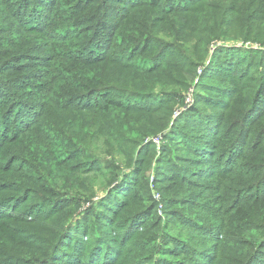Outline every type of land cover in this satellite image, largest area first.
I'll return each instance as SVG.
<instances>
[{
    "label": "rangeland",
    "instance_id": "374dc122",
    "mask_svg": "<svg viewBox=\"0 0 264 264\" xmlns=\"http://www.w3.org/2000/svg\"><path fill=\"white\" fill-rule=\"evenodd\" d=\"M85 1L0 0V264H264V164L260 162L264 151L254 163L251 153L239 158L246 145L228 144L231 132L240 131L230 132L227 126L230 140L224 150L199 160L179 157L189 155L182 140L190 144L192 154L205 145L194 144L195 137H209L210 132L215 133L209 139L213 150L224 146L213 140L231 101L255 109L252 97H245L252 82L230 83L240 73L228 71L217 82L203 77L210 68L224 72L240 58L264 52V0H90L84 5ZM78 4L82 10L76 8ZM100 14L103 19L115 15L113 19L120 21V29L107 36L109 54L129 56L131 65L143 69L151 78L148 82H153L141 91V97L151 99H140L137 105L158 113L144 121L137 117L152 130L141 129L134 140L125 130L109 138L99 125L86 126L83 132L76 113L72 114L76 121L66 114L54 121L50 98L62 99L67 81L73 84L72 91L77 90L72 74L90 64L81 36L88 30L86 36H91L102 21ZM128 35L136 36L137 42L125 41ZM221 47L227 48L226 54L219 53ZM184 58H190V66ZM168 62H178L180 72L177 81L170 80L171 86L154 80L158 72H171ZM86 75L92 76L90 65ZM86 91L68 94L58 108L76 111L83 105L75 102L77 95ZM201 97L207 104L190 116ZM46 109L53 117L45 115ZM110 114L95 115L91 122L107 119L111 124ZM170 136L173 148L165 154L163 143ZM89 140H97L96 145ZM150 144L155 146L154 157ZM258 148L253 141L249 151ZM173 151L175 162L190 163V168L183 176L159 179V166L175 157ZM151 157V165L145 166ZM141 170L142 181H135ZM204 175L216 180L210 184ZM168 181L189 193V188L194 189L197 197L175 207L160 204L158 213H153V198L162 200L153 184L167 198L188 197L174 185L164 186ZM131 189H137L136 197ZM104 204L113 210L125 208L119 215L123 233L118 241L139 247L138 255L133 251L128 259L120 252L119 257H110L119 247L113 250L107 233L91 220ZM139 217L148 233L146 225L132 230ZM83 219L92 221L93 228L81 242L78 229ZM170 233L183 237L190 253L163 262L169 252L163 236Z\"/></svg>",
    "mask_w": 264,
    "mask_h": 264
},
{
    "label": "trees",
    "instance_id": "16d2710c",
    "mask_svg": "<svg viewBox=\"0 0 264 264\" xmlns=\"http://www.w3.org/2000/svg\"><path fill=\"white\" fill-rule=\"evenodd\" d=\"M168 3H170V0H168ZM86 4L89 5L90 0H86L84 2V5ZM76 8L80 10L83 9V7L80 4H78ZM99 17L100 20L102 21H98L95 27H93V29L91 30V36H86L89 30L83 32V35L81 36L84 37V41H83L84 52H87L86 56H87V60L90 61V64L88 65L83 64L80 59L75 57V54L70 55L73 59L85 65V66H81L80 73L72 74V77L78 81L76 82L77 90L72 91L71 88L73 87V84L67 81L64 88L62 89L67 94H64L62 99L60 97H57V95H55V97L50 98V103L53 105V107H55L56 110V118L54 119V121L57 120L60 115H65V114L68 116V118L74 119L72 118V114L76 113L80 117L79 118L81 121L80 129L83 132L85 131L86 126H89V129H91L92 126L99 125L100 132L102 134L107 135L109 138H114L113 136L115 135V131L117 132V131L125 130L127 131V133L132 134L131 139L134 140L137 134L141 135L140 134L141 129L149 130V131L152 130V126H150L149 124L147 125L141 123L140 121L138 122L136 120L138 119L137 117L140 116V119L143 120L148 116L154 115V113H158L153 110L141 109V107L137 105L138 100L140 99L141 100L151 99V97H147V98L141 97L143 96L141 95V91L149 83H153V82H148V79L151 78H146L147 73L144 72L143 69L131 65L129 61L130 58L129 56L122 55L115 57L114 53L109 54L112 51V49L109 48L110 42L108 41L107 36H113L115 30L118 31L120 29V25L118 24V22L120 21L117 19L115 20L113 19V17L116 18L115 15L114 16L109 15L108 18L103 19V15L100 14ZM124 40L127 42L130 40L136 43L137 42L136 40H138V38L136 36L130 38V35H128L124 37ZM218 51L221 55H223L226 54L227 48L221 47L218 48ZM182 59L183 57L180 60ZM235 59L236 58L234 57L232 60ZM183 61L187 63L189 66L191 65L189 62L190 58H184ZM178 62H168L167 65L168 68L171 67V72H168L169 75L167 74V72L164 71L158 72L157 77L154 79L155 82H158L156 80L160 81L162 79L163 82L167 84V86H171L172 85V83H170L171 79H172L171 81L174 80L177 81L176 75L180 73L177 65ZM228 64L229 63L227 62V65ZM89 65L92 67V76L90 78H88L86 75V68H88ZM228 71L232 73L233 72L240 73V76L235 81L233 80L230 81L231 85H235L236 83L244 80H249V82L250 81L252 82V86L245 94V97H252L253 104H256L255 109L252 110L251 104L235 103L231 101V104L228 105V110L226 111V116L224 118L225 120L223 121V124L220 127L219 132L216 134L217 138L216 140L215 139L213 140V141L221 142L222 144H224V146H221V144H219V147L213 150L212 143L214 142H211L209 139H211L210 137H214L215 133L210 132L208 134L209 137L205 134L203 136L195 137L194 139L195 141L193 142L194 144H199L200 142H204L205 145L202 150L194 151L192 154H190V144L182 140L183 141L182 145L187 147V149H185L184 152L189 155L188 156L183 155L179 157L189 160H199L200 158L207 156L209 153H213L219 150H224L226 143L229 142L230 140L228 137H226L225 134L227 133V126L229 127L228 131L230 132L233 130L237 131L238 129L240 131L238 135H236L234 132H231L230 137L232 142L228 144H230L231 146L246 145V147L242 150L239 158L240 157L242 158L248 153H251L252 155L251 157L253 159L252 161L254 163L257 155H259L258 156L259 158L261 157V153H263L264 151V52L252 53L250 57H246L243 59L240 58L239 63L234 64L233 66H231V68H227V70H225L224 72H222L221 69L210 68L209 70H207V72L205 71L206 73L203 78L207 79L208 81L210 80V82H217V80L219 79L218 77L219 76L223 77L227 75ZM252 71L254 72L251 73ZM223 73L226 74L224 75ZM83 76H85L87 79H85ZM85 81H87V83H85ZM91 85L93 86L89 87ZM83 88L88 91L78 94L75 100L76 103L83 104L81 107H77L76 111L72 110L73 108H68V107L58 108L59 106L57 105L58 103L63 104L62 101L64 99H67L70 96L72 97L80 89ZM214 88L221 90L223 89L218 85H215ZM215 100H219V99H215ZM206 104L207 102L204 100V98L202 97L199 98L196 106L189 113L190 116L197 115L200 105H206ZM48 107H50V104L48 105ZM1 108L2 107L0 106V109ZM48 110L49 109L45 110V115L48 117L49 116L53 117V115L48 114ZM235 111H237L236 115H235ZM110 113L113 114L112 116L113 123L111 124L107 122V119H105L104 121L97 120L95 122H91V118L95 115L108 116L111 115ZM229 116H231L233 119L231 120L230 118H228ZM235 117L237 118L235 119ZM74 120L76 121V119ZM177 126L176 128H178ZM190 126L193 130L198 129L195 125L190 124ZM129 130L132 131L129 132ZM162 131H164V129ZM91 134L92 136L95 135L92 132V130H91ZM116 136L118 137L117 140L121 142L120 139L121 135L118 134ZM183 138L188 139V137H183ZM90 140L88 141V143L91 142L92 144L96 145L97 140L95 141H90ZM172 140H174L173 136H170L169 138L167 137L165 138V142L163 143V147H162V150L165 154H171V152L167 149L173 148L171 147L173 146ZM253 141H254V146L257 144V147L260 148L256 149L253 152H250L249 149L252 147ZM154 147L155 146L152 144H150L149 146L150 148L149 153L152 157H154ZM172 154L175 157H171L170 160H164L161 162L159 166L160 167L159 170L160 172L158 176L159 179H163V178L167 179L169 174H177L179 176H183L186 173V170L190 168L189 166L190 163L182 164L180 161L175 162L174 158H176V151H173ZM152 157L146 161L145 166L149 167L151 165ZM258 157L257 159H259ZM91 161H93V159H91ZM260 162L264 164V156L260 158ZM95 165L96 164H93V166ZM202 178L207 182H209L210 184H212L216 180V177L208 176V175H204L202 176ZM142 179H143V170L139 172V175L136 176L134 180L142 181ZM123 184L124 183H121L119 185H123ZM137 185H139V183ZM153 185L159 192L162 193L161 194L162 200L157 201L153 198L154 207L152 210L154 211L152 212L156 214L158 213L157 210L160 204H163L164 208L169 207L168 205H173V207H175L176 205H181V202L184 200H190L192 198L197 197V193L195 192L194 189L188 187L191 190V193H189L185 190V188L178 186L173 181H168L166 184H164V186L174 185L175 188L178 189L179 191L178 193L183 195H188V197L167 198L166 196H164V191L158 188L155 184ZM128 189H121L118 191L127 192ZM131 191H133L132 197H136L138 193L137 189L135 190L131 189ZM127 193L122 192L121 194L126 195ZM152 197H154L153 194ZM205 198L207 197L205 196ZM97 209L98 208H96L94 218H91V220L94 221V224L96 226L102 227L103 231L107 233L108 238L112 240L110 244L113 250H115L117 246L119 247L118 250L111 253L110 257H116V256L119 257L118 253L120 252L122 257L128 259L133 251H134L133 252L134 255H138L140 252H142L139 250V247L138 248L137 246L133 247L132 243H125L121 245L122 242L118 241V235H121L123 233V228L121 227V220L119 218V215L120 213L124 212L125 209L124 207L119 208V210L117 208L113 210V208H111L109 205L104 204V206H102L101 209L99 210ZM117 210L119 211V214L117 213ZM166 214H169V212H167ZM90 217L91 216H89V218ZM168 219L171 220L175 218L169 216ZM82 223L84 228L81 227L78 229L79 239L81 242H83L84 234L87 235L88 238L89 235L88 233L93 228L92 221H90L89 219H83ZM145 223L146 222H143L141 220V217H139L138 219L135 220L134 227L132 230L137 232L140 229H143L146 225ZM187 226L192 228L190 224H187ZM145 229L148 233L149 229L147 225ZM225 231L227 232L226 229ZM163 240H164V244L168 245L167 246L168 249H166V251H169L167 252L168 254H164L163 252L165 257V259L162 260L163 262L166 261V259H171L176 257L178 253L181 256L189 255L190 247L186 244L183 237L170 233L163 236ZM170 245L173 248H170L171 247ZM100 260H102L101 256H100Z\"/></svg>",
    "mask_w": 264,
    "mask_h": 264
}]
</instances>
